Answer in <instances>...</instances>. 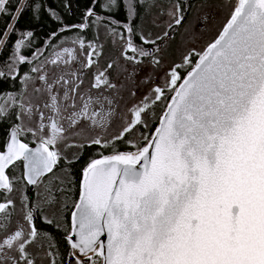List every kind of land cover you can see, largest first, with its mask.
Segmentation results:
<instances>
[{
	"label": "snow or ice",
	"instance_id": "6c2138e0",
	"mask_svg": "<svg viewBox=\"0 0 264 264\" xmlns=\"http://www.w3.org/2000/svg\"><path fill=\"white\" fill-rule=\"evenodd\" d=\"M7 2L0 0V15H10ZM144 2L93 0L109 12L123 10L125 32L115 27L119 19L106 22L90 6L83 22L60 29L77 30L70 46L61 45L50 56L39 48L31 58L23 54L31 31L15 42L0 79L18 78L20 65L31 67L19 76L24 89L4 93L0 101V119L14 111L19 121L0 146V264H42L41 256L48 264H264V0H236L218 35L164 70L163 84L129 109V118L117 107L123 85L111 79L119 59L108 62L81 91L83 70L98 64L103 44L98 33L86 43L79 30L103 26L106 35L119 37L120 58L133 65L132 72L121 68L128 79L145 66L141 58L160 69L157 54L183 24L187 8L175 0L166 13V30L151 38L137 31ZM75 63L79 68H70ZM158 102L164 109L154 130L140 132L142 143L133 141V132L149 127L144 117ZM117 118L121 130L108 135ZM28 134L34 147L25 142ZM70 138L80 141L65 144ZM119 142L135 151L118 150ZM61 144L110 150L85 162L70 209L54 194L64 197V185L71 184L55 175L67 159ZM17 165L22 174L10 175ZM21 180L25 188L43 186V191L35 193V202L22 193V217L10 228L16 201L6 194ZM42 205L61 219L50 218ZM38 218L52 229L63 228L67 253H61L52 232L37 226Z\"/></svg>",
	"mask_w": 264,
	"mask_h": 264
},
{
	"label": "rangeland",
	"instance_id": "374dc122",
	"mask_svg": "<svg viewBox=\"0 0 264 264\" xmlns=\"http://www.w3.org/2000/svg\"><path fill=\"white\" fill-rule=\"evenodd\" d=\"M103 2V0H102ZM175 0H145L144 4L140 6L141 11L139 20L136 22L139 25L137 31L143 30L150 35L151 38H156L163 34L166 30V21L168 17L166 15L167 10L172 6ZM184 5L187 8L186 16L183 24L176 27L173 33V38L168 39L166 43L161 45V52L157 55L162 59V65L160 69L153 70V67L148 66V60L150 58H141L144 60V67L136 71L133 79H128L126 73L122 72L121 68H127L128 72L133 71V65L125 62L120 58V52L122 51L123 45L119 42V37L113 39L110 35L105 34L103 26L96 27V33L99 34V42L103 44V54L98 58V64L91 68L90 71H86L83 74V89L90 87L93 77L94 70H103L104 66L112 60L119 59V65L114 66L112 69L111 78L114 83L123 85L120 88V99L118 103V112L127 114L131 117L129 109L134 105L139 104L145 96L151 95V89L155 86L162 85L164 76V70L169 68L173 62H180L181 56L194 47L197 51H202L207 43L211 42L222 29L223 24L229 17L230 12L236 3V0H183ZM207 19H204V18ZM113 18V16H112ZM94 19V18H92ZM125 23V22H124ZM123 30V33L125 30ZM122 33V32H121ZM194 33V36H193ZM84 37L87 41L94 40L95 36L89 35V30L86 29ZM74 38L73 35L65 36L62 34L59 36L58 47L70 46V41ZM141 44L137 37H134V42ZM147 50L153 51L151 46H145ZM87 50V49H86ZM85 50V51H86ZM129 54H131L129 50ZM79 59H84L80 56ZM195 59V57L193 58ZM35 63V62H34ZM72 69L79 68V63H75L70 66ZM147 74V75H146ZM152 76V80H148V76ZM81 88V89H82ZM101 91H104L101 89ZM135 95H132V93ZM95 94V90H93ZM105 94H111L105 92ZM164 109V103L158 102L152 109L149 110L148 114L144 117L148 123V128L140 127L131 134V139L136 142H141L140 132L145 134L154 130L157 124L158 117ZM123 126V122L117 118L113 121L111 127L108 130V135L118 134ZM80 138H72L71 141H79ZM78 149V147H76ZM118 148H125L135 151L131 145H126L123 142L117 144ZM110 151V150H109ZM99 148V152H109ZM66 156L72 157L67 154ZM8 198L18 201L22 194L19 191H13L7 194ZM72 200H67L68 206L72 205ZM36 247L35 245L33 246ZM42 257V256H41ZM42 263L45 262L43 257L41 258Z\"/></svg>",
	"mask_w": 264,
	"mask_h": 264
},
{
	"label": "trees",
	"instance_id": "16d2710c",
	"mask_svg": "<svg viewBox=\"0 0 264 264\" xmlns=\"http://www.w3.org/2000/svg\"><path fill=\"white\" fill-rule=\"evenodd\" d=\"M36 3L41 4L39 9H35ZM25 5H27V7H25ZM90 6L93 7L95 12H103L104 10V8L100 6V3L94 4L93 0H8L7 10L10 15H0V40L4 41V44L0 45V70H7L5 68V63H10V57L15 50V42L18 39L24 38L22 33L28 31L33 33L32 37L25 38L27 47L22 49L24 55L31 58L37 48L41 49L46 55L48 49L50 50V48L59 41L58 38L60 35L65 34V36H68L73 33L72 30L61 32L60 29L65 25H74L83 22V17ZM18 7L22 9L21 12L16 11ZM49 9L54 10L60 19H56ZM118 12L120 13V18L125 19V12L123 10ZM101 16H104L106 19L112 17L106 13H103ZM8 24L13 25L15 31L9 30L7 27ZM5 32L8 33L7 37L4 36ZM54 32L57 33V35L53 37L51 34ZM44 48L46 51L42 50ZM26 69V64H24L21 66L20 71H26ZM13 86V89L17 88V78L13 79L7 77L0 79V101L3 99V94ZM7 125L8 119H0V146L3 144ZM118 150L132 151L125 148H118ZM103 154H109V152H104ZM81 164L82 162L80 165ZM79 166L75 171L77 181L81 168V166Z\"/></svg>",
	"mask_w": 264,
	"mask_h": 264
},
{
	"label": "flooded vegetation",
	"instance_id": "af4514ba",
	"mask_svg": "<svg viewBox=\"0 0 264 264\" xmlns=\"http://www.w3.org/2000/svg\"><path fill=\"white\" fill-rule=\"evenodd\" d=\"M139 12L141 13V11H139ZM96 13L99 14V15H102L103 13H106V14H109V15L113 16V19H119L120 20V25H116L115 27H117L118 30L123 33V30L121 28H123L122 27L123 23L127 22V21H126V19L120 18V13L119 12L113 13V12H109L107 9H104L103 12H96ZM92 18H94V17H92ZM92 18H90V21H91ZM138 20H139V17L136 19V22ZM106 22H107V19H106ZM88 30H89V35L95 36V34H96V27L95 26L89 28ZM72 31H73V33L69 34L68 36H70V35L75 36L76 35V31L77 30L76 29H72ZM79 31L81 32L82 35H84L86 29L79 30ZM58 43H59V41L56 44H54L52 46V48H50V50L48 49V51L46 52L45 56H50L54 51H58L59 50V47L57 46ZM42 50H45V48L42 49ZM106 65L104 66L103 70L105 69ZM21 66L22 65L19 66V73H18V78H17V83H18L17 88L13 89L14 88V86H13L6 93H19L20 91H22L24 89V85L21 82V80L19 79V76H23V74L25 72H29L31 66L26 64V67H27L26 71H20ZM33 66H34V64H33ZM49 67H54V66L50 65ZM86 71H90V69H84L83 70V74H85ZM97 72L98 71L95 69L94 70V75ZM111 74H112V70H111ZM88 88H86V89H88ZM84 90L85 89H83V88L81 89V91H84ZM32 95L35 96L34 93H32ZM7 119H8V125H7V128H6L5 134H4V141H3L2 145H4L6 143V141H7L8 137H9V134H10V131H11V127L14 126L15 123H19V121L15 119V112L14 111L12 112V114ZM71 139L72 138H70L68 141H66L65 144L73 143L71 141ZM79 141H80V139H79ZM79 141H77L76 143H79ZM25 142H29L30 146H34L35 145V141L33 140L31 134L27 135V137L25 139ZM65 144H61L60 148H61V151L64 153V155H65V157L67 159L61 161L60 167L57 168V170L55 172V175L61 177L62 179H65V180H71V184H67L66 183L64 185L68 189V192L66 193V195L64 197H60V194L56 193V192H54V194L57 195L58 198L64 199V201L68 204L67 200H72V199L75 200V199L78 198V182H79V179H80V175H79V179L77 181V176H76V173H75L77 167L80 165L81 162L84 165L85 162L88 159H90V158H92L94 156H98L100 154V152H99V148L100 147L99 146L85 147L83 150H81L80 148L77 149L76 147H66ZM0 150H3V149L0 148ZM67 154L71 155L72 157L69 158V156H66ZM77 156L80 157L79 160L75 159ZM69 160H73L75 162L71 163L69 165L68 162H67ZM83 165L81 166L80 171H81ZM69 172L71 173V175H69ZM9 174L10 175L20 176L22 174V165H17L15 171H12L11 169H9ZM14 191H19L21 194L22 193L27 194L30 197V199L33 202H35L36 199H37V197L35 196V193L38 192V191L42 192L43 191V186H41V188H39V189H37L34 186L33 187L27 186L25 188L24 182L21 180L20 182H18L15 185V190ZM42 206L45 208V212L50 218H52L54 216V214H55V218L56 219H61L60 214L57 213L54 208H49L46 205H42ZM57 207H59V205H57ZM70 208H71V206H69V209ZM68 215H69L68 210H64V216H68ZM21 217H22V211H21V197H20V199L16 202L15 212L10 218V228H14L16 226V224H17V221L20 220ZM36 223H37V226L40 227L41 229H46V230H48V231L53 233V235L55 237V240L57 241L58 247H59V249H60L62 254L68 252V246H67L66 242L62 238L63 237V231H64L63 228L58 229V230L57 229H52L50 226H47V225L43 224L42 221L39 218L37 219ZM44 260H45V262L42 263V264H48V261L46 259H44Z\"/></svg>",
	"mask_w": 264,
	"mask_h": 264
},
{
	"label": "water",
	"instance_id": "95a60500",
	"mask_svg": "<svg viewBox=\"0 0 264 264\" xmlns=\"http://www.w3.org/2000/svg\"><path fill=\"white\" fill-rule=\"evenodd\" d=\"M157 123H158V121H157ZM157 125V124H156ZM10 135V134H9ZM35 146V145H34ZM34 146H32V147H34ZM30 187H33V186H30Z\"/></svg>",
	"mask_w": 264,
	"mask_h": 264
}]
</instances>
